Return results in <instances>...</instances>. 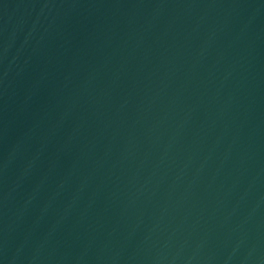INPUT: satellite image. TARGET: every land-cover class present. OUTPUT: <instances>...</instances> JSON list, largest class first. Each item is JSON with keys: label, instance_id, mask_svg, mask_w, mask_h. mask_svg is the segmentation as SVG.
Wrapping results in <instances>:
<instances>
[{"label": "water", "instance_id": "water-1", "mask_svg": "<svg viewBox=\"0 0 264 264\" xmlns=\"http://www.w3.org/2000/svg\"><path fill=\"white\" fill-rule=\"evenodd\" d=\"M0 264H264V0H0Z\"/></svg>", "mask_w": 264, "mask_h": 264}]
</instances>
